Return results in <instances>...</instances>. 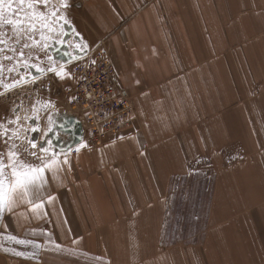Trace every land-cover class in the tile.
Here are the masks:
<instances>
[{
  "label": "crops",
  "instance_id": "obj_1",
  "mask_svg": "<svg viewBox=\"0 0 264 264\" xmlns=\"http://www.w3.org/2000/svg\"><path fill=\"white\" fill-rule=\"evenodd\" d=\"M89 1L91 44L142 126L67 153L70 169L46 177L47 215L6 211L48 240L0 264H264V0ZM197 151L216 173L204 232L182 241L170 227L171 241L172 188L193 179Z\"/></svg>",
  "mask_w": 264,
  "mask_h": 264
},
{
  "label": "rangeland",
  "instance_id": "obj_2",
  "mask_svg": "<svg viewBox=\"0 0 264 264\" xmlns=\"http://www.w3.org/2000/svg\"><path fill=\"white\" fill-rule=\"evenodd\" d=\"M89 2V0H66L68 6L61 9V12L67 20L66 24L71 26L74 30L72 35L73 40H71L69 43L70 48L87 51V53L90 52V49L94 48V42L96 41L94 39V29L90 23V12L86 8V4ZM41 10H43L42 6ZM61 23L64 24L63 22ZM78 26L79 29L77 28ZM64 29L65 28L63 26L61 31L66 32ZM6 30L10 32V29ZM77 33L79 35H77ZM74 35L77 37V39L74 38ZM81 37L83 40H81ZM60 39L65 40V36L57 38L53 34V39L47 41V43L50 45L49 48L46 51L39 52L41 60L37 61V63L39 67L45 69L43 73L36 72L34 68H21L19 69V75H17V73L9 74L7 71H5L3 74L4 84L11 82L10 76L20 79L21 76L27 75L29 79L27 82L22 81L20 86L11 90L0 86V91L3 92V95L0 96V123H4L8 128H13L14 126L8 124L7 121L13 120L15 118L13 109L22 102L23 110L20 111V116L22 118L25 117V115L29 117L35 116L36 119L21 120V124H23L24 128L27 129L26 132H21V136L26 135L29 140L34 141V135L36 134L38 136V141L36 142L37 145L38 142H43L45 134L47 135L52 131L53 126L51 121H49V116L51 114L62 112L69 113L71 111L77 114L82 113L81 105L74 106L75 104H73L77 96L76 86L73 81V79L76 78L68 67H64L62 63L56 62L51 53V49L53 47H55L57 44H62L59 42ZM84 42L87 43V48L83 47ZM91 42L94 44H91ZM77 44L80 45V48H77ZM48 56H52L53 59L48 60ZM9 63V61H4L6 67ZM52 67L56 68L57 72L63 70L67 73H71V76H65L62 79L60 76L56 75V73L47 70ZM31 76L36 77L35 81L31 79ZM37 101L40 103L36 104ZM49 101L51 102L50 104L48 103ZM132 104L136 118L133 126L140 128L142 126V120L137 118L136 106L133 102ZM33 105H35V108L32 107ZM33 127H36L37 130L32 131ZM119 137H122V134L111 139L118 140ZM85 140L86 141L83 143H86L88 147L104 144L93 142L88 138L87 135L85 136ZM234 145L235 144L231 143L230 145L226 144L225 146L232 147ZM27 146L28 145L26 142L20 143V146L17 149V151L21 152L20 158L25 160V162L38 163L33 157L23 153V148ZM39 149L40 146L38 145L35 151L39 152ZM226 150L229 149L227 148L222 150V152L226 154L227 158H229L230 155H233V152H227ZM6 151L7 147L4 144L3 139H0V152ZM74 154H76V152H73V155ZM194 155L193 165H189L187 168V175H190L193 179H188V181H185V179H178V182L174 183V188H172L173 190L177 188V196L173 200L172 212L166 216L167 222L169 223V230H167V237L169 240H171V238L173 240V238L179 237L174 229H170V227L176 228L178 232L181 233L182 241L191 240V238L196 239V237H193L194 234L201 231L202 233L204 232L203 229L206 225L207 212L212 201L211 193L213 183L211 180L216 173L213 166L207 165V158L202 156L201 151L195 152ZM222 170L225 171L228 169L226 166H222ZM208 176L210 183L201 181L203 177L206 178ZM187 192L192 193L187 194ZM9 218V213L6 211L0 212V251L13 254L20 250V248H27L26 245L17 244L14 241L9 240V236H15L19 239L31 240L35 243L37 242V239L41 240L42 237L33 235L34 231H25L21 233L16 232L12 226L10 227ZM46 240H48V238L43 237L41 242L44 243ZM34 250L36 252L37 249Z\"/></svg>",
  "mask_w": 264,
  "mask_h": 264
},
{
  "label": "snow or ice",
  "instance_id": "obj_3",
  "mask_svg": "<svg viewBox=\"0 0 264 264\" xmlns=\"http://www.w3.org/2000/svg\"><path fill=\"white\" fill-rule=\"evenodd\" d=\"M67 6L66 0H0V86L11 90L20 86L22 81L27 82L29 79L27 75L21 76L20 79L10 76L11 82L4 84L5 71L9 74L17 73V75L21 68H34L38 73L45 71L37 63L41 60L39 52L49 48L47 41L53 39V34L57 38L67 35L66 32L61 31L63 28L61 22L67 23L61 9ZM6 29H10V32ZM81 40H83L82 37ZM59 42L64 43L65 41L60 39ZM83 47L87 48L86 42L83 43ZM77 48H80L79 44ZM52 59V56H48V60ZM4 61L10 62L7 67ZM91 64L95 65L96 60H91ZM47 70L56 73L62 79L65 76H71V73L63 70L57 72L54 67ZM31 79L35 81L36 77L31 76ZM2 95L3 92L0 91V96ZM39 103V101L36 102V104ZM32 107L35 108V105ZM22 110V102L13 109L15 118L7 121L8 124L14 126L13 128L0 123V139H3L7 147L6 152H0V212H12L22 205H30V211L33 213L37 210H44L45 203L51 204L55 199L47 193V175L50 173L56 177L63 170V166L67 165L69 169L71 167L66 154L61 159V154L51 146L40 147L37 152L35 151L38 147L37 143L29 140L26 135L21 136L22 131H27L21 124V120L36 119L35 116L27 115L22 118L20 116ZM49 120L51 121V117ZM36 130L37 128L33 127L32 131ZM119 139H124V137H119ZM21 142H26L28 145L23 148V153L33 157L38 163L25 162L20 158L21 152L17 149ZM80 147H88V145L82 143ZM76 151L79 152L80 148ZM43 214L47 215V211L44 210ZM8 239L17 244L32 245L34 249L43 247L31 240L19 239L15 236H9ZM49 240L52 242L51 238ZM76 242L73 241V243ZM35 254L33 252L32 255ZM15 255L28 256L25 252H15Z\"/></svg>",
  "mask_w": 264,
  "mask_h": 264
},
{
  "label": "built area",
  "instance_id": "obj_4",
  "mask_svg": "<svg viewBox=\"0 0 264 264\" xmlns=\"http://www.w3.org/2000/svg\"><path fill=\"white\" fill-rule=\"evenodd\" d=\"M93 59L96 60L95 65L91 64ZM71 66L77 94L73 104L81 105L82 113H69L82 123V143L86 135L96 143L120 136L134 121L135 112L130 99L121 93L113 81L115 67L106 50L96 46ZM73 152L76 151L73 149Z\"/></svg>",
  "mask_w": 264,
  "mask_h": 264
},
{
  "label": "water",
  "instance_id": "obj_5",
  "mask_svg": "<svg viewBox=\"0 0 264 264\" xmlns=\"http://www.w3.org/2000/svg\"><path fill=\"white\" fill-rule=\"evenodd\" d=\"M67 35L65 42L57 44L51 49V53L56 62L62 63L63 66H70L80 61L88 53L79 49H71L69 43L73 40L74 30L66 23L63 24ZM74 38L77 39V37ZM51 117L52 131L45 135L43 142H38L40 147L53 148L57 153L67 154L79 146L84 138V130L80 120L68 113H53ZM57 120V121H56ZM50 121V120H49ZM38 136L34 135V142L38 141ZM64 138V139H63Z\"/></svg>",
  "mask_w": 264,
  "mask_h": 264
},
{
  "label": "bare ground",
  "instance_id": "obj_6",
  "mask_svg": "<svg viewBox=\"0 0 264 264\" xmlns=\"http://www.w3.org/2000/svg\"><path fill=\"white\" fill-rule=\"evenodd\" d=\"M86 141V140H85Z\"/></svg>",
  "mask_w": 264,
  "mask_h": 264
}]
</instances>
